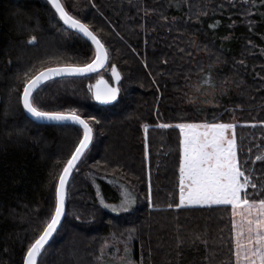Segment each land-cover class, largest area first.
I'll return each instance as SVG.
<instances>
[{"label": "trees", "instance_id": "trees-1", "mask_svg": "<svg viewBox=\"0 0 264 264\" xmlns=\"http://www.w3.org/2000/svg\"><path fill=\"white\" fill-rule=\"evenodd\" d=\"M260 1L61 0L70 14L93 27L121 80L117 85L106 65L88 77L51 81L40 93L45 108H78L83 117L101 121L87 159L70 177L67 215L40 264H123L126 257L135 264H210L209 257L211 264H227L230 254L235 259L230 206L168 207L179 203L180 137L174 125L236 124L239 158L248 161L254 182L264 185ZM33 35L38 46L27 43ZM93 53L45 0H0V264H22L53 210L62 168L82 138L75 126L41 125L26 116L18 101L23 74L82 66ZM100 79L120 87L117 102L101 105L92 99L89 86L94 90ZM197 85L216 90L213 105L191 101ZM6 109L15 114L5 121ZM163 123L173 127L159 128ZM122 186L137 197L134 210L104 209L102 200L120 203ZM246 191L250 198H261L250 187ZM106 243L112 246L103 258ZM178 244L182 255H177ZM115 246L122 255L115 254ZM120 255L116 263L113 258Z\"/></svg>", "mask_w": 264, "mask_h": 264}, {"label": "snow or ice", "instance_id": "snow-or-ice-1", "mask_svg": "<svg viewBox=\"0 0 264 264\" xmlns=\"http://www.w3.org/2000/svg\"><path fill=\"white\" fill-rule=\"evenodd\" d=\"M54 13L76 34H81L87 41L94 45V53L90 62L83 63L82 66L76 64H66L64 66L48 67L39 71L38 74H23L22 92L19 93L18 101L22 104L23 112L34 121H44L57 126L68 127L78 126L82 129V138H78L74 145V150L70 153V158L62 168L55 186L53 210L49 214L42 230L33 238L26 248L22 258V264H40V258L50 247V240L56 234L66 217V186L73 169L77 168L86 159V153L93 140L95 125L101 121L95 117H83L78 108H57L48 109L40 103V93L46 90V82L55 78L72 76H85L96 73L99 69L108 65L111 69L112 77L117 85L121 80V73L117 66L109 65L110 52L98 35L94 34L93 27L84 19L79 18L61 3V0H47ZM95 8V4L92 5ZM147 14V13H146ZM29 45L38 46L35 35L28 39ZM191 55V53H189ZM11 63V61H9ZM147 67V64H145ZM211 68V65L209 66ZM209 84L210 77L205 78ZM120 87H109L108 82L100 79L93 90L92 99L101 105H109L118 101ZM10 113L5 110L3 119L6 121ZM161 129L172 128L173 125L163 123L158 125ZM179 129V203L169 204V208H193L231 206L234 216L239 209L244 217L241 221L242 229L236 231L235 259L231 254L227 264H264V185H258L253 180L252 174L248 171V161H241L239 158V148L236 135V124L223 122L206 123H176ZM255 127V125H251ZM147 134V125L144 126ZM145 151H147V135H145ZM256 160L262 158L256 156ZM264 167V162H262ZM255 190V194L261 198L253 199L249 197L248 188ZM148 203L152 204L151 190L149 189ZM137 197L130 191L123 192L120 203L109 204L101 201L103 208L116 214H127L134 210ZM80 219V217H76ZM233 229H237V223L233 219ZM247 233V242L241 244L240 238ZM131 235L129 239H131ZM199 239V237L197 238ZM205 251H207V241ZM127 251V249H126ZM177 255H182L181 246H176ZM151 255V252H149ZM211 264L212 257L208 258ZM123 264H135L130 257H126ZM223 264V262H222Z\"/></svg>", "mask_w": 264, "mask_h": 264}, {"label": "rangeland", "instance_id": "rangeland-1", "mask_svg": "<svg viewBox=\"0 0 264 264\" xmlns=\"http://www.w3.org/2000/svg\"><path fill=\"white\" fill-rule=\"evenodd\" d=\"M260 4H264V0L260 1ZM217 94L216 90L212 87H204L202 85H197L195 87V89L191 92V96L190 99L193 103L203 106V107H207L210 105H213L214 103V96ZM127 190L125 187H121V196L123 195V192ZM128 191V190H127ZM118 205V204H117ZM110 211V210H109ZM111 212V211H110ZM233 219H235L236 223H237V229H234V233H235V240H236V231L241 230L242 229V224L241 221L244 219V217L240 214V210L238 209L236 211V214L234 216L233 213ZM240 242L241 244H244L247 242V233L245 232L244 236L240 238ZM112 244L110 243H106L104 246V251H103V258H107L109 257L108 255V249H110L109 247H111ZM116 248H114V252L115 254H121V248H117V246H115ZM114 256V260L116 263H120V261L122 260V256Z\"/></svg>", "mask_w": 264, "mask_h": 264}, {"label": "water", "instance_id": "water-1", "mask_svg": "<svg viewBox=\"0 0 264 264\" xmlns=\"http://www.w3.org/2000/svg\"><path fill=\"white\" fill-rule=\"evenodd\" d=\"M46 2H47V0H45ZM54 11V10H53ZM59 18V17H58ZM61 22V24L63 25V22L62 21H60ZM66 29H67V26H65V25H63ZM67 30H69V31H71V32H73L72 30H70V29H67ZM74 33V32H73ZM79 35H81V34H79ZM82 36V35H81ZM83 37V36H82ZM84 38V37H83ZM86 41H87V39L86 38H84ZM87 42H89L90 44H91V41H87ZM92 47H93V49H94V45H91ZM105 68V67H104ZM104 68H101V69H99L96 73H91V74H88V75H85V76H79V77H77V76H72V77H64V78H55V80H59V79H65V78H83V77H88V76H90V75H93V74H97V73H99L100 71H102ZM51 81H54V80H50V81H48V82H46V84L47 83H49V82H51ZM26 114V113H25ZM26 116L31 120V121H33V122H35V123H37V124H41V125H55V124H52V123H49V122H44V121H34V120H32V118L30 117V116H28L27 114H26ZM71 126H75V125H71ZM75 127H77L78 128V126H75ZM81 131H82V129H80ZM74 170L75 169H73V172H74ZM71 177V176H70ZM70 177H69V180H70ZM68 183H69V181H68ZM68 185V184H67ZM66 189H67V186H66ZM52 240V239H51ZM51 240H50V242H51ZM49 242V243H50Z\"/></svg>", "mask_w": 264, "mask_h": 264}, {"label": "crops", "instance_id": "crops-1", "mask_svg": "<svg viewBox=\"0 0 264 264\" xmlns=\"http://www.w3.org/2000/svg\"><path fill=\"white\" fill-rule=\"evenodd\" d=\"M231 207V206H230ZM232 210V209H231ZM232 217H233V210H232ZM235 245H236V240H235V233H234V252H235Z\"/></svg>", "mask_w": 264, "mask_h": 264}]
</instances>
